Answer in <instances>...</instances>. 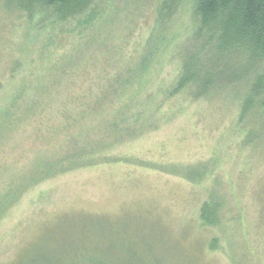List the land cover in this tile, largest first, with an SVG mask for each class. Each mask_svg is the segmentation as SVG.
<instances>
[{
    "label": "rangeland",
    "instance_id": "374dc122",
    "mask_svg": "<svg viewBox=\"0 0 264 264\" xmlns=\"http://www.w3.org/2000/svg\"><path fill=\"white\" fill-rule=\"evenodd\" d=\"M161 1L0 0V264H264V57L176 92L195 0Z\"/></svg>",
    "mask_w": 264,
    "mask_h": 264
},
{
    "label": "trees",
    "instance_id": "16d2710c",
    "mask_svg": "<svg viewBox=\"0 0 264 264\" xmlns=\"http://www.w3.org/2000/svg\"><path fill=\"white\" fill-rule=\"evenodd\" d=\"M176 3L177 0H162L161 8L168 11L174 8ZM14 4L16 8L29 13L35 6L50 8L59 21L81 15L86 10L87 22L99 14V9L96 8V5H99L98 0H15ZM194 14L197 20V36L194 40L198 45H192V51H187V55L182 57L183 72L175 87L176 92L189 83L203 91L214 86L216 78L229 77L230 74H235L236 78L238 74L246 72V78L249 79L257 74L255 66L264 57V0H195ZM203 39L209 47H198ZM236 58L241 59V64L247 63L249 66L241 72L227 67V62ZM205 59L207 60L204 61ZM247 70H250V73H247ZM262 84L263 76L257 75L255 83L251 86L252 95L261 92ZM250 101V98L244 99V111L251 104ZM260 106L264 107V101ZM258 123L260 124V121ZM207 209V205H204L202 218L210 216ZM31 260H34L33 257ZM57 261L61 264L58 259Z\"/></svg>",
    "mask_w": 264,
    "mask_h": 264
}]
</instances>
